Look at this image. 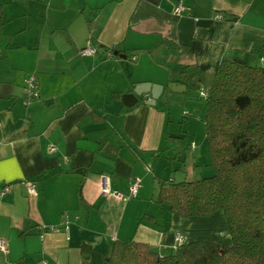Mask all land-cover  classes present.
Returning <instances> with one entry per match:
<instances>
[{
    "label": "crops",
    "instance_id": "crops-1",
    "mask_svg": "<svg viewBox=\"0 0 264 264\" xmlns=\"http://www.w3.org/2000/svg\"><path fill=\"white\" fill-rule=\"evenodd\" d=\"M87 45L98 55L80 56ZM225 60L264 63V0H0V264H104L116 240L164 256L178 233L229 244L223 211L180 217L155 201L161 180L213 174L203 89L180 75L210 79ZM32 75L40 96L25 105Z\"/></svg>",
    "mask_w": 264,
    "mask_h": 264
},
{
    "label": "trees",
    "instance_id": "trees-1",
    "mask_svg": "<svg viewBox=\"0 0 264 264\" xmlns=\"http://www.w3.org/2000/svg\"><path fill=\"white\" fill-rule=\"evenodd\" d=\"M180 81L187 90L207 93L205 131L213 174L161 180L155 201L180 217L223 211L231 242H182L173 254L161 256L147 243L116 240L104 264H264V63L225 60L210 79L189 65Z\"/></svg>",
    "mask_w": 264,
    "mask_h": 264
},
{
    "label": "built area",
    "instance_id": "built-area-1",
    "mask_svg": "<svg viewBox=\"0 0 264 264\" xmlns=\"http://www.w3.org/2000/svg\"><path fill=\"white\" fill-rule=\"evenodd\" d=\"M181 10H182V6L179 4L178 7L176 8V12H180ZM98 53H99V48L95 45H87L85 47L80 48L78 51V54L82 57L96 56V55H98ZM105 55L107 57H113L114 56L113 52L110 49L108 51H106ZM39 96H40L39 84H38L36 77L34 75H32L25 82V96H24L23 102L25 105H27V104L31 103L32 101H34L35 99L39 98ZM201 97L205 99L207 97V93L202 92ZM145 98H147V100H148L149 95H145ZM55 150H56V147L54 145L49 146L50 152H54ZM140 186H141L140 179L135 178L129 187V193H128L127 198L128 199L136 198L138 196V191H139ZM100 190H101V193L103 195H106V196L111 195V196H114L116 198L123 199V195H121L118 191L113 190L110 187L109 178H107V177H102L101 184H100ZM10 191H11V187L6 186L1 191V195H4ZM30 191H34V185H31ZM43 229L44 230H52V231H58L59 230L57 227H51V226H47V225L43 226ZM176 240L180 244L184 241V236L181 233H178L176 236ZM7 248H8V245H7L6 240L3 238H0V251L6 252Z\"/></svg>",
    "mask_w": 264,
    "mask_h": 264
},
{
    "label": "water",
    "instance_id": "water-1",
    "mask_svg": "<svg viewBox=\"0 0 264 264\" xmlns=\"http://www.w3.org/2000/svg\"><path fill=\"white\" fill-rule=\"evenodd\" d=\"M115 55H120L118 51H115ZM125 57V55H124ZM124 102L127 105H132L134 102H136V97L133 94H126L124 95ZM78 172H85L84 169H78ZM36 231L35 230H31L29 234H34Z\"/></svg>",
    "mask_w": 264,
    "mask_h": 264
},
{
    "label": "rangeland",
    "instance_id": "rangeland-1",
    "mask_svg": "<svg viewBox=\"0 0 264 264\" xmlns=\"http://www.w3.org/2000/svg\"><path fill=\"white\" fill-rule=\"evenodd\" d=\"M195 92H198V91H196V90H194ZM199 94H200V92H199ZM196 103H198L199 105H201V106H203V104H204V101L201 99V100H199V101H197ZM227 221V220H226ZM163 223H164V219H163ZM229 229V228H228Z\"/></svg>",
    "mask_w": 264,
    "mask_h": 264
}]
</instances>
